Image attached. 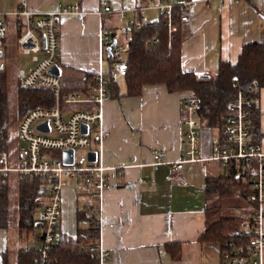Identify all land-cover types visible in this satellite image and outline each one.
<instances>
[{"label":"crops","instance_id":"0c3cea01","mask_svg":"<svg viewBox=\"0 0 264 264\" xmlns=\"http://www.w3.org/2000/svg\"><path fill=\"white\" fill-rule=\"evenodd\" d=\"M25 1L30 11L41 13L55 9L58 4L79 5L80 12L77 15L61 16L56 21L59 34L55 65L59 69L61 87L67 92L85 90L89 75L99 69L108 71L107 54L99 50L100 30L111 31L118 45L119 40L127 42L129 34L125 31L126 22L137 16L132 10L142 8L146 23L156 22L161 14L153 6L162 2ZM103 1L114 12L99 15ZM172 1L176 6L185 0ZM189 1L193 3L194 19L191 24L181 26L183 71L204 77L214 76L220 62L236 63L242 46L264 42V0L238 3L230 0ZM20 2L0 0V12L14 11ZM115 11H122V14ZM6 24L1 33L2 38L13 37L17 45L18 30L14 21L7 18ZM5 43L3 41L1 55L5 54ZM8 60L14 61L12 58ZM16 65L17 62H14L13 73ZM32 66L31 60H28L22 69L12 74L13 77L5 66L7 91L9 86L17 90L18 72L28 71ZM116 83L121 88L120 93H123L122 78ZM191 97L188 92L169 93L163 85L145 86L138 96H109L99 108L102 114L101 141L92 142L86 153L87 158L88 153L95 154L92 165L106 169L109 188L101 193L99 203L92 197L89 185L67 179L60 191L61 214L57 226L61 238H75L79 230L90 227L94 222L98 244L93 246L99 245L103 252L109 253L111 264H220V242L199 241L208 227L205 222L207 208H218L211 224L218 218L250 216L255 207L242 197V188L224 198H220L218 193L207 192L208 179L220 180L230 170L237 172L238 168L234 163L223 165L211 158L212 144L219 130L201 124L197 160L184 163L178 171L173 168L186 147L183 120L187 112L183 102ZM254 105L259 113L258 145L264 151V88L259 90ZM63 108L64 117L77 110H97L87 104L67 105ZM15 118L16 111L13 113L12 126ZM18 125L17 120L13 134L12 126L7 127V130L10 129L7 132V150L0 153H6L8 157H16L19 153ZM154 151L164 155L162 162L154 163ZM241 182L246 188V180L241 179ZM41 198L42 193L35 199V222ZM88 206H92V210ZM86 216L91 220H85ZM8 225L0 228V264H17L20 252H34L38 249L40 242L37 224L31 233L19 230L17 222L14 230L12 224ZM28 233L36 240L37 246L26 243Z\"/></svg>","mask_w":264,"mask_h":264},{"label":"built area","instance_id":"2783aa9c","mask_svg":"<svg viewBox=\"0 0 264 264\" xmlns=\"http://www.w3.org/2000/svg\"><path fill=\"white\" fill-rule=\"evenodd\" d=\"M232 3L253 0H230ZM172 0H162L153 8L160 11L165 19L169 35L180 26L191 24L194 19L193 3L185 0L179 3V22L173 21ZM99 15L114 12L106 2H101ZM136 18L126 22L125 31L139 30L145 24L143 9H133ZM80 12L78 3L58 4L48 12H34L27 8L25 0L11 12H0V52L3 48L2 32L6 19H12L18 30L17 46L20 53L30 56L33 64L28 71L18 72L19 81L24 88L42 87L49 89L53 95L54 107L50 109L35 108L26 113L18 125L17 139L20 143L16 157H8L0 153V179H12L14 182L22 178L38 177L43 183L40 208L36 214L39 246L33 264H51V254L57 243V225L60 211V191L67 179L83 182L91 187L92 197L100 203L101 193L109 188L108 177L102 167L94 166L88 161L86 153L91 143H99L102 138V114L99 108L110 96V85L118 82L127 72L124 47L117 43L111 48L109 69H99L86 85L85 90L67 92L61 87V78L50 72L55 65L58 49L59 30L56 21L61 16L77 15ZM116 13L122 11H115ZM139 15V17H138ZM113 34L109 30L99 31V50L106 52L111 45ZM157 43L153 38L145 44ZM44 45V46H43ZM226 104L221 117L219 135L212 144L213 160L223 165L234 163L242 171L246 180V201L253 205L250 216H242L234 237L228 238L221 248L220 264H262L264 250V151L251 141L249 132L251 109L255 100L248 92L237 89ZM87 104L97 110H77L63 116L67 105ZM183 107L187 112L183 125L186 127V147L181 152V159L173 164L180 170L187 162L197 160L196 153L200 138L201 120L200 104L194 98L185 99ZM46 124L47 131L37 127ZM85 127V133L82 128ZM73 151L70 165L62 160V152ZM80 153H79V152ZM58 152L59 157L55 156ZM154 163L162 162L164 155L159 151L152 154ZM245 215V214H243ZM89 251L96 255L99 264H111L110 255L103 252L99 245L92 246Z\"/></svg>","mask_w":264,"mask_h":264},{"label":"trees","instance_id":"16d2710c","mask_svg":"<svg viewBox=\"0 0 264 264\" xmlns=\"http://www.w3.org/2000/svg\"><path fill=\"white\" fill-rule=\"evenodd\" d=\"M180 9L176 5L173 8V21L179 22ZM127 41V72L122 77L124 92L117 83L110 85V97L138 96L145 86L163 85L169 93L188 92L200 104L199 117L204 127L219 130L221 117L226 104L235 90L248 92L255 100L260 89L264 88V42L251 43L242 46L235 64L220 62L217 73L214 76L201 77L192 72H185L181 66V42L183 30L178 25L176 31L169 35L165 19L160 15L156 22H148L139 30L128 33ZM153 38L157 43L146 45ZM3 49V48H2ZM3 54V53H2ZM2 56V55H1ZM0 56V57H1ZM109 61V60H108ZM0 107L6 108V68L0 62ZM92 75L87 78V83ZM16 105L18 121L35 108L50 109L54 107V99L51 91L42 87L24 88L20 81L17 82ZM3 130L0 138V151L7 150V126L0 122ZM251 141L259 144V113L254 107L251 109L250 128ZM56 152L55 156L59 157ZM222 179H208L207 192L218 193L220 198L231 196L234 191L242 188L241 195L246 198V188L242 186V171L237 168ZM43 183L38 177L19 179L17 196V226L21 231H33L36 211L35 199L40 196ZM247 192V191H246ZM8 180L0 179V228L8 223ZM92 210V206H88ZM214 208V207H213ZM207 208L205 222L207 229L199 241H215L223 243L238 230L240 218H218L210 224L218 208ZM87 213V212H86ZM84 212V214H86ZM85 220H91L86 216ZM93 221V220H92ZM92 223V222H91ZM94 225V226H93ZM90 227L79 230L75 238L60 237L59 227L57 233L59 239L51 254V264H98L95 254L89 251V247L98 244V232L93 222ZM36 251H23L17 257V264H33Z\"/></svg>","mask_w":264,"mask_h":264},{"label":"rangeland","instance_id":"374dc122","mask_svg":"<svg viewBox=\"0 0 264 264\" xmlns=\"http://www.w3.org/2000/svg\"><path fill=\"white\" fill-rule=\"evenodd\" d=\"M13 10H14V8H13ZM2 41L6 42L5 43V50L6 51H5V54L0 57V62L5 64L7 71L11 75L12 74L14 75V74H16V71L18 69H22L23 66H25L27 64L28 60H30L31 55H29V56L22 55L20 53V50L17 48L15 38H13V37L12 38L7 37L5 39L2 38ZM126 43H127L126 41L123 42V41L119 40V44L124 47V50L122 52L124 56L127 55ZM3 47H4V45H3ZM11 58H12V60L14 59V61L8 60ZM14 62H17V65L15 66V70L13 73L12 70L14 67L13 66ZM13 75H12V77H13ZM12 80H14V78ZM15 93H16L15 88L13 86H9L8 91H7V97H6V108L4 110H2V107H0V122H5V125L9 128L13 125V119H12L13 113H15V111L17 112ZM17 120H18V117L16 115V118L14 121V126H12V128H11V134H13L15 131V124H16ZM2 127H0V129ZM9 130H7L6 132H8ZM1 133L3 136V130H0V138H1ZM18 185H19V181L14 182L12 179L9 180V183H8L9 203H8V213H7V215H8L7 227L9 226L8 225L9 223L12 224L11 225L12 230L15 229L14 227L16 226V222H17L16 209H17ZM27 235H28L27 236L28 242H26V243L29 244V246H34V247L37 246L36 240L33 238V236H31L29 233Z\"/></svg>","mask_w":264,"mask_h":264},{"label":"water","instance_id":"95a60500","mask_svg":"<svg viewBox=\"0 0 264 264\" xmlns=\"http://www.w3.org/2000/svg\"><path fill=\"white\" fill-rule=\"evenodd\" d=\"M116 44V40H112L111 45L106 48V54L107 57H111V48ZM44 46V45H43ZM1 55V52H0ZM1 69V68H0ZM50 72L58 75L59 74V69L57 68L56 65H53ZM204 77V76H201ZM39 130H44L47 131V126L46 124H41L37 127ZM82 132L85 133V127L82 128ZM73 159V151L72 150H66L62 152V160L66 165H70L72 163ZM95 160V154L93 152L88 153V161L93 162Z\"/></svg>","mask_w":264,"mask_h":264}]
</instances>
